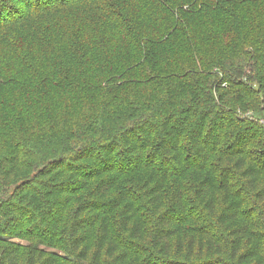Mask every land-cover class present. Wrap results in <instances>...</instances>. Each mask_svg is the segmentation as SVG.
I'll return each mask as SVG.
<instances>
[{
  "label": "trees",
  "instance_id": "16d2710c",
  "mask_svg": "<svg viewBox=\"0 0 264 264\" xmlns=\"http://www.w3.org/2000/svg\"><path fill=\"white\" fill-rule=\"evenodd\" d=\"M97 22L124 42L100 51ZM59 30L57 70L38 52ZM23 31L0 66V264H264V125L245 115L264 0H0L1 63Z\"/></svg>",
  "mask_w": 264,
  "mask_h": 264
},
{
  "label": "rangeland",
  "instance_id": "374dc122",
  "mask_svg": "<svg viewBox=\"0 0 264 264\" xmlns=\"http://www.w3.org/2000/svg\"><path fill=\"white\" fill-rule=\"evenodd\" d=\"M94 2H96V0H94ZM68 14L70 16H74V11L68 12ZM146 14L147 15L145 17H146V20H148L152 14H150V13H146ZM162 17H164V15H162ZM158 19H160V16L158 17ZM248 26L252 27L253 25L250 24ZM98 28H100V31L104 35L103 36L102 35L95 36L96 39L94 38V41L96 44H93V45L97 46L98 49L100 47L101 48L100 51L107 53L106 51H108V49L113 48V50H114V44L112 43V40L114 38H118V44H121L124 42L123 41V32H122V30H124L123 27L109 26L107 24L100 26L98 22L90 25V27L88 29H84L83 35L93 37V35L95 34V31ZM62 32L63 31H60V30L57 31V34H56L55 38L53 39V42H52V45L50 48L39 50V52H38V56H39L38 60H40L41 63H43L45 66H50V67L53 65V67L56 68L57 70H59V67L61 66L60 65L61 64V56L67 55L70 52V48L74 46V42L69 40V35L67 33H62ZM23 34L26 36L24 41H23V45H20V47L17 49V53H15L14 51L13 52H7L6 51V55H7V58H5L6 61H3V59H2V63L0 62V66L5 65L7 67H12V68L17 67V63L20 60H22V58H20V55L22 54V52L24 50V46L26 44L28 45L29 41H30V43H32V41H34V39L32 37H34V38L36 37V36H32V33L28 32V31H23ZM90 39H92V38H90ZM97 48H96V50L98 51ZM20 67H22V65ZM15 74L16 73L14 70V75ZM248 111L252 112L253 116L255 118H257L258 121L260 118H262V119L264 118V104L262 105L260 103V101L259 102L258 101H251V104L248 105ZM261 135L264 136L263 133ZM29 170H30L29 168H22L21 172H29ZM29 240H30V238H26V239L22 238V239H14L13 241L18 243L20 246L25 247V246H28L30 244ZM39 248L43 249L44 251L53 250V251H56L60 255L62 254V252L60 250L54 249L52 247L39 245Z\"/></svg>",
  "mask_w": 264,
  "mask_h": 264
},
{
  "label": "built area",
  "instance_id": "2783aa9c",
  "mask_svg": "<svg viewBox=\"0 0 264 264\" xmlns=\"http://www.w3.org/2000/svg\"><path fill=\"white\" fill-rule=\"evenodd\" d=\"M245 115L251 118V112H246ZM259 122L264 124V119H259Z\"/></svg>",
  "mask_w": 264,
  "mask_h": 264
}]
</instances>
